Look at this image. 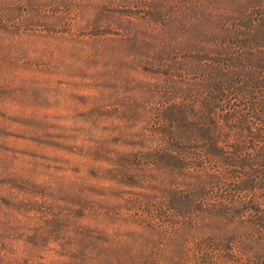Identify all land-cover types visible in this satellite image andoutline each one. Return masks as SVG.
<instances>
[{"label": "trees", "instance_id": "1", "mask_svg": "<svg viewBox=\"0 0 264 264\" xmlns=\"http://www.w3.org/2000/svg\"><path fill=\"white\" fill-rule=\"evenodd\" d=\"M60 7L95 27L94 53L119 61L110 51L124 41L156 77L150 137L116 158L137 187L135 215L109 231L76 187L86 179L42 184L38 161L9 152L2 108L0 264H32L52 244L54 264L97 263L108 249L115 264H264V0H0V99L31 73L36 28L64 23ZM120 25L134 34H109Z\"/></svg>", "mask_w": 264, "mask_h": 264}, {"label": "rangeland", "instance_id": "2", "mask_svg": "<svg viewBox=\"0 0 264 264\" xmlns=\"http://www.w3.org/2000/svg\"><path fill=\"white\" fill-rule=\"evenodd\" d=\"M66 8L56 13L64 16V23L55 30L36 28L42 36L29 38L28 57L36 61L31 73L18 77L1 96L0 109L10 126L5 142L9 152L40 163L37 179L42 184L59 176L77 183L86 179L76 187L100 215L97 224L114 231L123 215L133 219L135 211L129 207L137 198V187L122 181L116 158L124 149L141 148L150 137V125L156 121V77L144 65L131 62L140 54L130 53L124 41L117 53L110 51L122 57L119 61L108 60L100 49L94 53L97 30L91 24L75 26L70 18L80 14ZM134 32L120 25L109 34L130 37ZM96 60L106 62L107 73L93 72ZM82 155L88 157L85 165ZM112 234L114 239L121 237ZM40 251L26 256L29 263L54 264L45 256L57 252L53 244ZM96 258L92 264H115L119 254L108 249Z\"/></svg>", "mask_w": 264, "mask_h": 264}]
</instances>
